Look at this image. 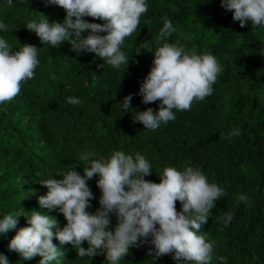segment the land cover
Segmentation results:
<instances>
[{
    "label": "trees",
    "instance_id": "16d2710c",
    "mask_svg": "<svg viewBox=\"0 0 264 264\" xmlns=\"http://www.w3.org/2000/svg\"><path fill=\"white\" fill-rule=\"evenodd\" d=\"M147 4L148 12L121 46L129 64L119 69L99 67L104 61L94 53L77 56L67 42L60 48L43 46L35 33L26 29L27 21L40 19L37 13L50 23L63 22L66 12L62 8L44 9L41 2L29 0H12L11 7L0 4V23L5 21L8 26V31L0 30V37L13 50L27 41L42 48L34 78L23 84L12 102L0 104V219L10 213L43 211L63 228L66 220L58 211L14 199L21 194L18 185L25 172L37 191L41 180L62 179L56 175L72 168L83 176L88 161H80L79 155L87 151L94 150L96 158L105 159L115 151L133 156L140 153L152 166L153 174L146 180L160 183L165 167L183 171L192 166L202 170L209 183L225 189L227 194L216 202L200 230L207 240L215 241L212 264H264V27L252 29L249 22L241 28L233 13L221 6V0H147ZM165 15L176 29L168 42L180 40L188 49L195 46L198 53L211 52L223 71L211 96L194 102L191 110H174V121L152 131L132 119L135 110L151 107L158 111L160 102L142 103L139 90L151 69L153 51L165 42L156 40ZM128 95L133 97V110L126 112L119 102ZM70 96L81 103H67ZM234 127L241 130L240 135L221 138ZM98 179L96 175L88 181L95 196L88 209L92 213L100 208ZM43 189L45 195L48 189ZM240 194H245L247 201L240 202ZM176 207L181 210L179 201ZM227 213H233L234 218L225 225L220 218ZM116 224L112 216L111 230ZM27 226L21 216L16 229L0 236V253L10 264H39L42 259L35 256L22 261L18 253L9 251L10 240ZM53 243L59 246L58 240ZM82 246L87 249L88 243ZM63 250L61 264H106L104 255L81 258L70 244ZM148 251L149 245L130 248L119 264H176L172 255L157 259Z\"/></svg>",
    "mask_w": 264,
    "mask_h": 264
},
{
    "label": "clouds",
    "instance_id": "9594fccd",
    "mask_svg": "<svg viewBox=\"0 0 264 264\" xmlns=\"http://www.w3.org/2000/svg\"><path fill=\"white\" fill-rule=\"evenodd\" d=\"M29 2H41L44 9L60 7L66 12L63 22L50 23L42 13H37L40 19L27 21L26 29L35 33L43 46L60 48L67 42L77 56L94 53L104 61L99 67L106 65L116 69L128 66L129 58L121 46L125 38L136 31L142 14L147 13L149 7L147 0ZM4 3L12 6V0H0V4ZM221 6L233 13V20L240 22L241 28L249 22L252 29L264 27V0H221ZM172 8L176 10L174 6ZM87 17L103 23L88 22ZM162 19L163 27L156 40L165 42L153 51L151 69L139 90L142 103L160 102L158 111L151 107L142 112L135 110L132 119L133 123H140L144 129L152 131L161 124L174 121L175 111L191 110L194 102H202L211 96L213 85L223 71L211 52L198 53L195 46L188 49L180 40L168 42L167 38L176 29L167 15ZM4 22L0 23V30L8 31ZM27 43L13 50L11 44L0 37V104L12 102L20 94L23 84L34 78L42 48ZM132 99V95H128L119 102L123 111L133 110ZM67 103L79 105L81 101L70 96ZM240 134L241 130L234 127L221 138L231 139ZM79 160L88 161L83 176L72 168L56 175L62 179L41 180L37 191L25 172L23 182L18 185L21 194L14 199L27 206L38 202L42 210L58 211L64 216L66 225L61 228L55 217L43 211L4 215L0 219V236L16 229L21 216L29 225L16 232L8 245L9 251L18 253L22 261L40 256L39 264H61V257H65L63 246L70 244L78 257L104 255L106 264H119L130 248L149 245L148 255L157 259L172 255L176 264H212L215 241L207 240L200 230L207 224L216 202L227 193L218 184L209 183L202 170L192 166H186L183 171L165 167L159 176L160 183H155L145 179L153 174L152 166L140 153L133 156L115 151L105 159L96 158L93 150L80 154ZM96 175L102 195L100 208L92 213L88 209L95 196L88 181ZM43 187L48 189L45 195ZM237 199L245 202L248 197L240 194ZM177 201L181 205L179 211ZM112 216L117 219L114 230H111ZM233 218V213H227L220 219L227 225ZM54 239L59 241V246L53 243ZM85 241L87 249L82 246ZM0 264H10L3 253H0Z\"/></svg>",
    "mask_w": 264,
    "mask_h": 264
}]
</instances>
